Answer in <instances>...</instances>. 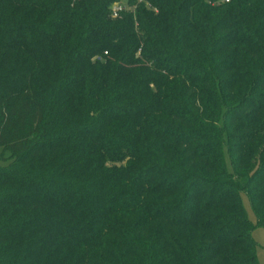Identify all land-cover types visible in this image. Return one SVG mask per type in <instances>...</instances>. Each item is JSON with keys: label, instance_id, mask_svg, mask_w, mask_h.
I'll return each instance as SVG.
<instances>
[{"label": "trees", "instance_id": "16d2710c", "mask_svg": "<svg viewBox=\"0 0 264 264\" xmlns=\"http://www.w3.org/2000/svg\"><path fill=\"white\" fill-rule=\"evenodd\" d=\"M242 193L264 0H0V264H258Z\"/></svg>", "mask_w": 264, "mask_h": 264}, {"label": "rangeland", "instance_id": "374dc122", "mask_svg": "<svg viewBox=\"0 0 264 264\" xmlns=\"http://www.w3.org/2000/svg\"><path fill=\"white\" fill-rule=\"evenodd\" d=\"M241 200L248 219L253 225L251 237L255 243V252L258 264H264V228L256 225V216L246 194H241Z\"/></svg>", "mask_w": 264, "mask_h": 264}, {"label": "built area", "instance_id": "2783aa9c", "mask_svg": "<svg viewBox=\"0 0 264 264\" xmlns=\"http://www.w3.org/2000/svg\"><path fill=\"white\" fill-rule=\"evenodd\" d=\"M225 2L229 1V0H224ZM122 6L119 3H115L112 9V15L113 16H118L119 12L122 10Z\"/></svg>", "mask_w": 264, "mask_h": 264}]
</instances>
